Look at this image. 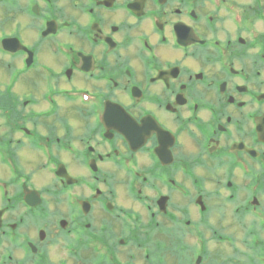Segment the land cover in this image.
I'll return each mask as SVG.
<instances>
[{
  "label": "flooded vegetation",
  "instance_id": "flooded-vegetation-1",
  "mask_svg": "<svg viewBox=\"0 0 264 264\" xmlns=\"http://www.w3.org/2000/svg\"><path fill=\"white\" fill-rule=\"evenodd\" d=\"M0 264H264V0H0Z\"/></svg>",
  "mask_w": 264,
  "mask_h": 264
},
{
  "label": "rangeland",
  "instance_id": "rangeland-1",
  "mask_svg": "<svg viewBox=\"0 0 264 264\" xmlns=\"http://www.w3.org/2000/svg\"><path fill=\"white\" fill-rule=\"evenodd\" d=\"M214 188H215V186H211V187H210L211 190H213ZM120 191H121V192L123 193V195H124V192H125L124 189H122V190H120ZM218 206L222 208V211H223V212H225L224 217L222 216V220H224V221H223V222H224V225H223V226H224L225 228H228V227H229V224H230V223L228 222V221H230V220H229V217H230V216H229V217L227 216V215L230 213L229 206H227V205H222V204H221V205H218ZM226 216H227V217H226ZM216 219H217V218H216ZM231 222H233V221H231Z\"/></svg>",
  "mask_w": 264,
  "mask_h": 264
}]
</instances>
